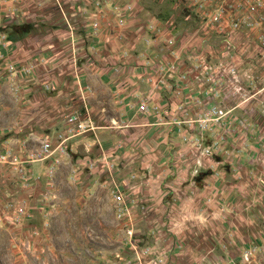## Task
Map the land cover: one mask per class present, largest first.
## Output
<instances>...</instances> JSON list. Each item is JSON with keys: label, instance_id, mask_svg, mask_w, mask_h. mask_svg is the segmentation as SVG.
Instances as JSON below:
<instances>
[{"label": "rangeland", "instance_id": "rangeland-1", "mask_svg": "<svg viewBox=\"0 0 264 264\" xmlns=\"http://www.w3.org/2000/svg\"><path fill=\"white\" fill-rule=\"evenodd\" d=\"M112 76L169 98L153 147ZM0 264H264V0H0Z\"/></svg>", "mask_w": 264, "mask_h": 264}, {"label": "crops", "instance_id": "crops-1", "mask_svg": "<svg viewBox=\"0 0 264 264\" xmlns=\"http://www.w3.org/2000/svg\"><path fill=\"white\" fill-rule=\"evenodd\" d=\"M81 48V54L90 57L86 67H90L88 72H91V74H89L90 77H88V79L90 82H93L98 76V64L100 63V61H98L100 60L98 57L101 51L97 52L94 47H87L85 44ZM143 51L148 50L143 49ZM109 79L111 83L109 109L111 110V114L113 116L112 122L117 124L113 125L110 131L114 138L113 142L119 141L117 137H119L121 133L124 132L126 134L129 132V135L132 136L136 142L137 140L141 142L144 141L143 146L153 147L158 143V139H161L167 135L165 130L169 125H165V123H169L168 117L171 115V113L168 114L167 112L165 114V112L167 110L166 107L169 104V98L166 100L161 93H156L152 86L150 88L147 85H143V83H145L144 80L136 82L134 79L128 80L126 77L117 79L115 76H112ZM82 96L87 99L86 97L88 95L87 93H83ZM144 98L149 99V111L146 114L141 113L139 110L140 101H142ZM93 111L94 110L92 109V112ZM161 113L165 114V118L161 116ZM85 114L84 108V117ZM75 116L76 114L72 113L70 117ZM82 125L86 127L79 117L76 119L73 129L79 131L77 128L79 126L82 127ZM82 130L85 129L82 128Z\"/></svg>", "mask_w": 264, "mask_h": 264}, {"label": "built area", "instance_id": "built-area-1", "mask_svg": "<svg viewBox=\"0 0 264 264\" xmlns=\"http://www.w3.org/2000/svg\"><path fill=\"white\" fill-rule=\"evenodd\" d=\"M139 110H140V112L143 113V114L148 113V111H149V99L144 98L142 101H140ZM76 119H77L76 117H70V118H68V121H69L72 125H74V124L76 123ZM82 128H83V127L79 126L77 129L80 130V129H82ZM117 201H118L119 203L123 204L124 201H125L123 195H121V194L119 195V194H118V196H117Z\"/></svg>", "mask_w": 264, "mask_h": 264}]
</instances>
